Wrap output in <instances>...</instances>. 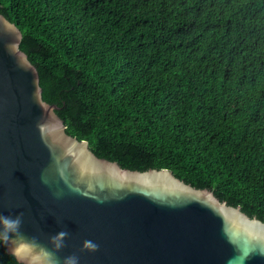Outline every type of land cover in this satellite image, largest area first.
Instances as JSON below:
<instances>
[{
  "label": "trees",
  "instance_id": "1",
  "mask_svg": "<svg viewBox=\"0 0 264 264\" xmlns=\"http://www.w3.org/2000/svg\"><path fill=\"white\" fill-rule=\"evenodd\" d=\"M67 132L264 221V0H0ZM0 264H25L0 238Z\"/></svg>",
  "mask_w": 264,
  "mask_h": 264
},
{
  "label": "water",
  "instance_id": "2",
  "mask_svg": "<svg viewBox=\"0 0 264 264\" xmlns=\"http://www.w3.org/2000/svg\"><path fill=\"white\" fill-rule=\"evenodd\" d=\"M0 13V238L25 264H264V221L67 132Z\"/></svg>",
  "mask_w": 264,
  "mask_h": 264
}]
</instances>
